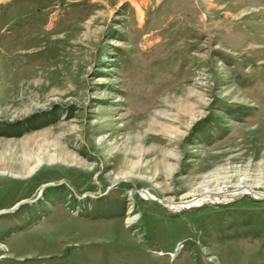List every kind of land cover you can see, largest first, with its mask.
<instances>
[{"label": "rangeland", "instance_id": "374dc122", "mask_svg": "<svg viewBox=\"0 0 264 264\" xmlns=\"http://www.w3.org/2000/svg\"><path fill=\"white\" fill-rule=\"evenodd\" d=\"M240 184L264 195V0H0V213L35 201L0 264H264V201L139 194Z\"/></svg>", "mask_w": 264, "mask_h": 264}, {"label": "bare ground", "instance_id": "6f19581e", "mask_svg": "<svg viewBox=\"0 0 264 264\" xmlns=\"http://www.w3.org/2000/svg\"><path fill=\"white\" fill-rule=\"evenodd\" d=\"M247 188H250V187H247L245 184H240L239 186H237V188L235 190H232V191L221 189L219 191L213 192L209 188H203L201 191L194 194L192 197H190L188 199L182 200L181 202H178V203L172 202V204L168 208L173 210V211L180 212L183 210H191L193 208H200L208 202L215 203V204L221 203L223 201L230 200L234 196L248 195L249 191ZM145 192L139 191L140 196L144 200H149V201L160 200L157 196H155L151 193H148L147 191H145ZM254 196L255 197H261V196H263V194H259V193L254 192Z\"/></svg>", "mask_w": 264, "mask_h": 264}, {"label": "water", "instance_id": "95a60500", "mask_svg": "<svg viewBox=\"0 0 264 264\" xmlns=\"http://www.w3.org/2000/svg\"><path fill=\"white\" fill-rule=\"evenodd\" d=\"M52 186H54V185L51 184V185H46V186H44L43 189L41 190V195H42L43 191H44L46 188H48V187H52ZM247 189H248V191H249L248 195H250L252 199H254L255 201H264V195L261 196V197H255V196H254V191L251 190L250 188H247ZM140 192H145V191L141 190ZM145 193H146V192H145ZM85 197L93 198V197L90 196V195H87V196H85ZM79 198H80V197H79ZM152 201H153V202L160 203L161 205H163V206H165V207H169V206L172 204V202H167V201H163V200H152ZM34 202H35V201H24V202L18 204V205H17L15 208H13L11 211L1 212V213H0V216H2V215H6V214H10V213H13L15 210L19 209L22 205H24V204H32V203H34Z\"/></svg>", "mask_w": 264, "mask_h": 264}]
</instances>
